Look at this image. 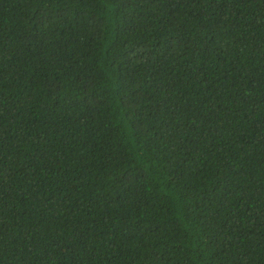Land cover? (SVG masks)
Wrapping results in <instances>:
<instances>
[{"label": "trees", "instance_id": "trees-1", "mask_svg": "<svg viewBox=\"0 0 264 264\" xmlns=\"http://www.w3.org/2000/svg\"><path fill=\"white\" fill-rule=\"evenodd\" d=\"M0 264H264V0H0Z\"/></svg>", "mask_w": 264, "mask_h": 264}]
</instances>
